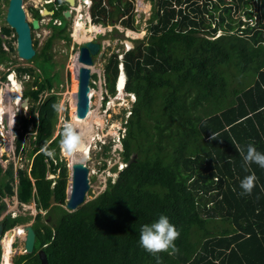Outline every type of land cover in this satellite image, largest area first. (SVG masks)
Here are the masks:
<instances>
[{"label":"trees","instance_id":"obj_1","mask_svg":"<svg viewBox=\"0 0 264 264\" xmlns=\"http://www.w3.org/2000/svg\"><path fill=\"white\" fill-rule=\"evenodd\" d=\"M55 1L60 9L52 19H64L63 0ZM253 1L255 12L250 9ZM91 2L94 25L106 26L116 14L125 28L134 29L125 0ZM152 9L147 41L136 40L122 62L111 54L104 64L106 91L115 92L121 63L124 89L135 97L120 141L122 162L135 158L114 181L107 179L94 199L64 213L59 228L51 231L38 224L34 249L42 247L47 264H264V169L254 163L245 167L239 151L246 154L251 144L264 153V0H157ZM232 12H242L247 21L234 19ZM253 17L255 22L248 25ZM34 18H40L37 11ZM54 31L66 38L59 27ZM2 33L15 41L13 30L3 27ZM51 38L28 61L39 73L33 68L10 71L19 78L33 77L23 93L30 104L28 115L16 119L17 151L27 127L35 132V148L27 153L32 179L17 171L15 195L22 204L31 201L35 188L46 202V173L58 171L60 186L66 183L67 169L59 160L64 129L51 139L56 97L42 99L56 78L47 55ZM13 40L6 41V53L0 39V64H16ZM236 74L242 80L250 75L252 83L243 86ZM116 143L109 137L107 145H99L98 155L108 157ZM11 164L4 171L0 166L1 180L12 181ZM251 174L257 177L253 191L241 195L240 182ZM4 209L0 202V216ZM161 215L180 233L174 241L178 251L171 255H153L139 243L142 226ZM19 221L6 220L4 230ZM224 221L230 224L225 230ZM27 256L29 264H40L35 254Z\"/></svg>","mask_w":264,"mask_h":264},{"label":"rangeland","instance_id":"obj_2","mask_svg":"<svg viewBox=\"0 0 264 264\" xmlns=\"http://www.w3.org/2000/svg\"><path fill=\"white\" fill-rule=\"evenodd\" d=\"M125 1L126 6L127 4L130 5L128 13H130L131 23L134 27L133 30L125 28L121 24V19H117L116 14L111 15L112 17L110 18V23L108 25H94L91 22L89 15L90 6L92 4L91 0H89V3L85 6L81 5L79 10L76 9L78 6L75 7L74 12L69 9L71 11L70 17L61 19V24L58 19L50 20V16H41L39 18L40 27L37 30H32L31 32L35 53L40 51L49 37H52V43L47 51V55L50 58L51 63H53L52 73H55L56 78L54 81H52L51 90L49 92H45L44 95H42V99H45L48 95H53L56 97V121L53 125L51 139L56 137L60 131L64 129L65 124H73L76 133L83 139V144L81 145L79 151L76 152L72 157L74 158L75 162L82 163L88 169L89 189L85 194L84 203L91 201L101 191H103L106 186L107 179L114 181L118 172L125 166V164L122 162V146L120 141L125 130V120L126 118H129V111L131 109L132 103L135 101V97L129 93H126L124 88L119 93L117 91L116 85L115 92L113 94H109L106 91L104 64H106L111 54H116L119 62H122L123 54L136 44L134 43L136 40L143 39L141 41H147L148 26L153 12L152 8L156 7L157 0ZM47 3L50 4L47 5ZM78 4H80L79 1L76 5ZM250 5V9L255 12L256 10L254 7V1ZM6 6L7 0H0V39L4 41L2 44V49L7 53L8 49L6 41L13 40V36L8 37L2 33V28L7 27L4 22ZM22 7L28 22H31L33 19H37L34 18V11H37L40 14L42 9L49 10L51 7L56 11L60 9L58 8V4L55 0H22ZM230 14L234 16V19L240 17L243 24L245 23L243 22L244 20L247 21V18L242 14V12H232ZM127 16L128 14L124 16V18ZM77 17L82 19L84 30H82L81 33L75 35L73 32V26ZM254 22L255 18L253 17L252 20L248 22V25H253ZM55 26L56 28L60 26L59 29H62V31L59 34L61 36H66V38L58 36V33L54 35L55 33L53 32H55ZM95 27L97 30L93 32ZM217 33L219 34V32ZM81 34L84 37H81ZM86 41H95L99 43L100 51L94 56V63L90 67V83L93 85V88L90 89L91 93L89 91V113L91 112L92 115L89 114V119L82 122L87 127H85L86 130L84 129L85 131L80 132L78 125H76L72 117V115L75 113L74 105L76 88L74 87L75 85L77 87L76 69L79 65L75 59L79 46L81 43ZM35 42L36 46L34 47ZM11 43L15 48V41ZM13 57L14 56L11 55V58ZM14 58L17 61L16 64H12V61H6L0 64V94L3 92V90L6 91V89L11 91L10 94H7L6 92L5 95L2 94L3 100L1 101V104L4 106V115L0 117V166L4 171L11 163V165H13L12 181L8 182L6 178H3L2 180L0 179V182L4 181L3 184L8 183L7 187L0 185V202L5 205L3 215L6 216L3 218V220L5 223L6 220L11 221L14 219H19L20 221L15 223L13 226H17V229L21 231L20 228L26 224L32 225L34 221L38 222V224L40 222L46 223L44 220L48 219L47 226L49 229H51V231H53L55 228L60 227L63 214L66 212H71V210L69 211L65 207V203L68 199V185L70 182L71 170L68 167L70 162L68 163V155L66 156L63 153V148L61 145H59V160L65 163L67 169L65 187L62 188L60 186V182L62 180L59 178L58 171L54 175L46 173L44 179L46 186L45 188L43 186L47 197L45 203L41 202L40 200V190L38 188L31 190V201L28 204L23 205L17 201V196L15 195L18 182L17 171H22L28 175L29 180L32 179L29 176L31 158H27V153L29 151L31 152L35 148V145L33 144L35 132H32L30 125L27 127L29 132L22 134L20 144L21 148H19L17 151L16 139L18 134V126L16 125V119L20 114H23L24 117L28 115V107L30 104L28 98L23 96V93L24 90H26L27 85L32 83L33 77L22 74V77L19 78L17 77L16 72L13 73L10 71H13L16 68H33L36 73H39V69L35 68L34 62L21 61L18 60L16 56ZM120 67L121 66L119 65L118 71H120ZM7 71L10 72V75L9 72L7 75L11 79L5 75ZM120 73L123 75L122 71ZM93 75L95 76L94 79L92 78ZM237 76L238 75L236 74L235 79L241 80L243 86H248L252 83V77L250 75H246L247 78H244L243 80ZM230 79L233 80L232 78ZM38 80L40 79L38 78ZM13 81H17L16 83L20 90V96L16 97L18 98V103H16V91L13 88ZM233 85L234 84H230V87ZM230 87H228V91L231 90ZM109 137L115 138L117 143L107 152L108 157L103 158L102 156L98 155V153H102V148L99 147V145H107ZM85 149L87 151L86 154H84ZM71 165L72 162L70 167ZM8 188L13 195H9L7 193ZM56 193L57 196L55 195ZM207 207H211V204L209 203ZM14 215L15 218H13ZM18 224H20V227H18ZM210 224L207 225V228L214 230L215 226ZM226 224L228 226L230 225L224 221V230L226 229ZM41 231L44 233L43 228H41ZM197 234H199L198 230L191 232L192 240H195ZM4 235H8V233H4ZM4 238L8 240L6 236L3 237L2 240H4ZM2 240L0 241V262L2 259ZM18 240L20 245L18 244ZM11 246V252H13V254L11 253L10 256V264H15L18 258L22 259L21 262L25 261L27 264H29L27 259L28 256L24 251H22L23 241L19 238L15 240L14 237Z\"/></svg>","mask_w":264,"mask_h":264},{"label":"water","instance_id":"obj_3","mask_svg":"<svg viewBox=\"0 0 264 264\" xmlns=\"http://www.w3.org/2000/svg\"><path fill=\"white\" fill-rule=\"evenodd\" d=\"M85 1V0H81ZM65 3L73 6L74 0H64ZM71 12L65 10L62 13L63 18L70 17ZM53 15V11H47L42 9L40 16ZM4 22L7 27L14 31L15 35V54L18 60L30 61L35 56V50L32 43V30H37L40 27V22L37 19H33L31 22L26 20V15L22 7V0H7V6L4 14ZM100 51V44L95 41H86L81 43L76 56V61L79 64L76 69L77 87L75 94V117L78 120H83L87 117L89 112V91H90V67L94 63V56ZM26 101V100H25ZM27 102V101H26ZM135 155L127 161L125 166L132 162ZM70 173V185H68V199L65 207L68 210H76L82 203H84V197L89 189L88 169L82 163H74ZM4 229V220L0 219V240ZM27 233L30 231V227L25 228ZM33 234V232H32ZM30 249L27 250L31 253L36 244L33 239L28 238L26 242ZM38 247V246H37ZM38 257L40 264H47L45 253L43 250H39Z\"/></svg>","mask_w":264,"mask_h":264},{"label":"clouds","instance_id":"obj_4","mask_svg":"<svg viewBox=\"0 0 264 264\" xmlns=\"http://www.w3.org/2000/svg\"><path fill=\"white\" fill-rule=\"evenodd\" d=\"M49 4L50 3H47V5H49ZM74 6H75V4H74ZM45 10H47V9H45ZM67 10H69V9H67ZM47 11H53V15L50 16L51 17L50 20H53L52 18L54 16L56 10L54 11V9H52V10L49 9ZM39 16H40V14H39ZM37 20L40 22L39 19H37ZM119 65L121 67H120V71H118L117 75H119V73L121 71L124 74L122 64L121 63L118 64V69H119ZM9 75H10V73H9ZM124 77H125V74H124ZM117 79H118V76H117ZM117 79H116L115 85L117 84ZM125 82H126V78H125ZM125 82H124L123 88L125 87ZM216 138H217V134L214 133L213 136L211 137V139L215 140ZM82 144H83V139L80 135H78L76 133L73 125L65 124L64 131H63V139L61 141V146L64 149L65 153L69 156H73L76 152L79 151ZM239 151L241 153V156L243 157L245 167L250 166L251 164L254 163V164L258 165L260 168L264 169V153L257 151L255 146L249 144L247 146L246 154L244 153L243 149H240ZM47 155L52 156L53 153L47 152ZM31 163H32V159H31ZM30 168H31V165H30ZM256 180H257V177L255 176V174H251V175H248L245 178H243L240 182V188L242 189V192L240 194L241 195H251L253 188L255 186ZM65 205H66V203H65ZM71 212H73V211H71ZM5 217L6 216L3 215V213H2L0 216V219L5 218ZM13 218H15V215ZM37 225H38V222L34 221V223H32V230H33V234H34V244L36 241L35 229H36ZM18 227H20V224H18ZM26 227H30V224H26L25 226H22L20 228V229H22L24 235L27 233V231L24 230ZM15 229H17V226H13V227L9 228L8 230L3 229V233H5V234L11 233L12 234V233H14ZM3 235L4 234H2V237H4ZM179 235H180V233L177 231L176 227L169 222V219L166 216L161 215L159 217L158 221H156L150 225L146 224V225L142 226V228L140 230L139 243H140V246L145 251H147L153 255H156V254L162 253V252H168L171 255V254H174L176 251H178V249L176 248V246L174 244V241H176L178 239ZM16 239H17V237H15V240ZM18 244H19V240H18ZM170 249H171V251H169ZM38 250H42V247L40 249H37V251ZM32 252L35 253V249H33ZM25 253H28V252H25ZM28 254H30V253H28Z\"/></svg>","mask_w":264,"mask_h":264},{"label":"bare ground","instance_id":"obj_5","mask_svg":"<svg viewBox=\"0 0 264 264\" xmlns=\"http://www.w3.org/2000/svg\"><path fill=\"white\" fill-rule=\"evenodd\" d=\"M79 2H80V4H78V5H75V7L76 6H78L76 9L77 10H79L80 9V7H81V5H87L88 3H89V0H85V1H81V0H79ZM74 7V8H75ZM76 10V11H77ZM84 10V9H83ZM75 11V10H74ZM88 13V12H87ZM79 15V14H78ZM93 27V26H92ZM82 30H84V27H83V22H82V19L81 18H79V17H77L76 19H75V22H74V26H73V32H74V34L75 35H77V34H79V33H81V31ZM97 29H96V27L93 29V32L94 31H96ZM92 32V33H93ZM81 37H84L82 34H81ZM75 61H76V59H75ZM73 63H74V58H73ZM9 77V76H8ZM10 78V77H9ZM11 79V78H10ZM13 80V79H12ZM125 80V77H124V74L122 75L121 73L118 75V79H117V84H116V86H117V91L120 93L121 92V90L123 89V86H124V81ZM10 81V80H9ZM17 82V81H16ZM16 82H14L13 81V88L15 89V91H16V94H15V98L16 97H18V96H20V90H19V87H18V85H17V83ZM8 84V83H7ZM8 88V87H7ZM74 88H76V85H75V87ZM5 92L7 93V94H10V92L11 91H9V89H6V91L5 90H3V92H1V94H0V117H2V115H4L3 114V107L4 106H2V104H1V101L3 100L2 99V94H4L5 95ZM90 93H91V91H90ZM89 93V94H90ZM14 96V95H13ZM21 101V100H20ZM16 103H18V98H16ZM75 106V105H74ZM72 110V109H71ZM90 111V110H89ZM7 112V111H6ZM89 114H91L92 115V113L90 112H88V115H87V117L84 119V120H78V119H76V117H75V114L74 115H72V117H73V121L76 123V125H78V127H79V130H80V132L81 131H85L86 130V128L85 127H87V126H85L82 122L83 121H85V120H87V119H89ZM11 116V115H10ZM92 118V117H91ZM71 121V120H70ZM72 123V122H71ZM10 124H11V122H10ZM73 125V124H72ZM74 127V126H73ZM77 128V127H76ZM75 129V128H74ZM85 129V130H84ZM89 131V130H88ZM114 133V132H113ZM93 138V137H92ZM93 140V139H92ZM86 148V147H85ZM62 149V148H61ZM63 153L67 156V154L65 153V151H64V149H63ZM87 153V151H86V149H85V152H84V154H86ZM72 160V161H71ZM70 162V163H69ZM71 162H72V165L74 164V163H76L75 161H74V158L72 157V156H69L68 155V167L69 168H71L70 167V164H71ZM71 165V166H72ZM69 185H70V182H69ZM68 193H69V190H68ZM24 205V204H23ZM24 230H26V229H24ZM32 232H33V230H32V225L30 224V231L28 232V233H26L25 235L23 234V231H22V229H21V231L20 230H18V229H15L14 230V233L13 234H11V233H9L7 236H9L7 239L8 240H2V245H1V248H2V260H1V262H0V264H10V256H11V253L13 254V252H11L12 250H11V244L13 243V240H14V237H17V238H19V239H21L22 241H23V249H22V251H24V252H27V250H29L30 249V247H29V245L26 243L27 242V239L28 238H30V239H33V234H32Z\"/></svg>","mask_w":264,"mask_h":264},{"label":"flooded vegetation","instance_id":"obj_6","mask_svg":"<svg viewBox=\"0 0 264 264\" xmlns=\"http://www.w3.org/2000/svg\"><path fill=\"white\" fill-rule=\"evenodd\" d=\"M77 2H78V0H74V4L76 5L77 4ZM60 5L58 4V8H60L59 7ZM62 6L64 7L63 9H62V13L65 11V10H67V9H70L72 12H74V10H75V6L73 5V6H71V5H69V4H67V3H65L64 2V0H63V3H62ZM55 11V10H54ZM70 11V12H71ZM60 21V20H59ZM60 23H61V21H60ZM46 223H43V222H40L39 224H47V222H48V219H45L44 220ZM2 234H4V233H2ZM2 238L3 237H1V240H2ZM35 244H36V241H35ZM38 252H39V250L37 251H35V253H30V254H35L37 257H38ZM26 255H30V254H28V253H25ZM19 259V258H18ZM38 260H39V257H38ZM21 263H25V261L24 262H21ZM39 263H40V260H39Z\"/></svg>","mask_w":264,"mask_h":264},{"label":"crops","instance_id":"obj_7","mask_svg":"<svg viewBox=\"0 0 264 264\" xmlns=\"http://www.w3.org/2000/svg\"><path fill=\"white\" fill-rule=\"evenodd\" d=\"M20 115H23V114H20ZM6 234H7V233H6ZM5 236H6L7 238L9 237V236H7V235H4V237H5ZM5 239H6V238H4V240H5ZM1 245H2V243H1ZM1 260H2V259H1Z\"/></svg>","mask_w":264,"mask_h":264}]
</instances>
